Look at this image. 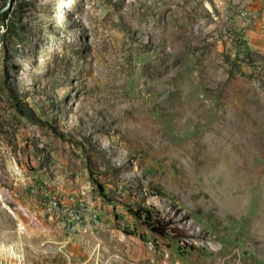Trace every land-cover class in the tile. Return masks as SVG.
<instances>
[{
    "label": "rangeland",
    "instance_id": "1",
    "mask_svg": "<svg viewBox=\"0 0 264 264\" xmlns=\"http://www.w3.org/2000/svg\"><path fill=\"white\" fill-rule=\"evenodd\" d=\"M4 7L0 264H264V0Z\"/></svg>",
    "mask_w": 264,
    "mask_h": 264
},
{
    "label": "trees",
    "instance_id": "2",
    "mask_svg": "<svg viewBox=\"0 0 264 264\" xmlns=\"http://www.w3.org/2000/svg\"><path fill=\"white\" fill-rule=\"evenodd\" d=\"M159 226H151L152 227V230L161 234V235H165L166 234V231L167 229H169V226L167 223L165 224H158Z\"/></svg>",
    "mask_w": 264,
    "mask_h": 264
},
{
    "label": "water",
    "instance_id": "3",
    "mask_svg": "<svg viewBox=\"0 0 264 264\" xmlns=\"http://www.w3.org/2000/svg\"><path fill=\"white\" fill-rule=\"evenodd\" d=\"M4 10H5V7H4V8H2V9H0V13H1V12H3Z\"/></svg>",
    "mask_w": 264,
    "mask_h": 264
}]
</instances>
